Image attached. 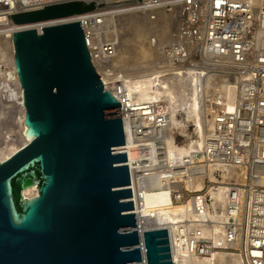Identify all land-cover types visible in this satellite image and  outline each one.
<instances>
[{"label": "built area", "instance_id": "2783aa9c", "mask_svg": "<svg viewBox=\"0 0 264 264\" xmlns=\"http://www.w3.org/2000/svg\"><path fill=\"white\" fill-rule=\"evenodd\" d=\"M15 1L18 9L0 11V74L15 31L82 20L92 61L121 101L130 132L116 151L127 153L140 234L144 195L165 187L172 197L168 209L188 206L162 227L173 264H203L218 250L233 252L241 264H264V0H100L92 11L27 26L8 14L67 0H30L25 7ZM128 16L142 18L152 32L157 56L145 74L154 87L193 77L202 130L183 108L173 112L166 95L139 100L131 90L140 78L119 59L120 19Z\"/></svg>", "mask_w": 264, "mask_h": 264}, {"label": "water", "instance_id": "95a60500", "mask_svg": "<svg viewBox=\"0 0 264 264\" xmlns=\"http://www.w3.org/2000/svg\"><path fill=\"white\" fill-rule=\"evenodd\" d=\"M99 1L8 16L27 26ZM13 43L27 142L0 158V264H173L167 228L137 229L127 153L116 151L126 141L121 101L102 82L82 20L23 28Z\"/></svg>", "mask_w": 264, "mask_h": 264}, {"label": "bare ground", "instance_id": "6f19581e", "mask_svg": "<svg viewBox=\"0 0 264 264\" xmlns=\"http://www.w3.org/2000/svg\"><path fill=\"white\" fill-rule=\"evenodd\" d=\"M0 1H2V0H0ZM17 1L19 4H22L23 7H25L26 4L30 0H17ZM13 7H14V9H13ZM6 9L8 11L18 9V6L16 5V1L10 0L6 3L5 2L0 3V11L6 10ZM128 21H129L128 26H130L129 29L131 30V31L129 30L130 32L126 31ZM136 21L139 23L142 22L147 27L145 20H143L142 18H140L138 16H128V17L120 19V28H121L120 53H119L120 54L119 55L120 60H122V58H125L127 56H130L129 58L133 59L138 54H141L142 56H148L149 55L148 50H146L143 47L144 44H142V43L144 41V35L142 34V31L140 32V30L137 29ZM3 27H5L4 23H0V29H1L0 34L2 32ZM6 51H7V49H6ZM3 54H6V52L5 53L3 52ZM4 56L7 57V54ZM13 56H14V50H13V48H11L10 49V55L8 58H6L7 63H5L6 69L4 70V75L6 76V78L8 80H11L12 82H14L15 85H17V92L19 94V97L16 100V102L18 103L19 112L16 113V115H15L16 119L15 120H17L18 124L22 125L23 132H21L17 136L18 138L16 137L17 139L5 137L2 140V143H4L6 146L14 144L17 140L21 141V139H23V143L27 142V138L24 135L25 109L23 106V94H22V88L19 86V77H18L16 68H15L14 62H13ZM150 61L151 60H146V61L145 60L144 61L139 60V62H136V63L140 66L144 63L147 65V63L149 64ZM138 76L140 79L138 81H136L135 83H133V85L131 86V90L139 93V96H138L139 100L152 99L153 97H157V95H166L167 98L171 100V103H172L171 106H172L173 112H175V110H176L175 102L178 101L182 105L184 104L183 109H184V111H186L188 118L192 117V119L194 118L196 120L200 117L199 116L200 115V111H199L200 108H199V104H198V101H199L198 89L196 87V82H194L193 77H190L191 80L188 78V79H186V81L185 80L179 81V83L174 81L172 85L164 84V87H154L150 76L148 77V74H142V75L138 74ZM189 86H190L191 90L193 87V90H192L193 92H191V93L189 92L191 94L190 97H189V94H186L187 92L185 91L186 90L185 88L183 90L181 89L183 87L188 88ZM230 93H229V97L232 99ZM199 103H200V101H199ZM125 106L126 105H124V108H125ZM186 114H185V116H186ZM200 119H201V117H200ZM203 119H204V115H203ZM190 121H192V120H190ZM193 122L197 126H199L200 130H202L204 128L203 120L201 121L200 124H197L195 121H193ZM173 125L177 128L180 127V123L176 119L173 120ZM125 130H126L125 131L126 132V138L129 141L130 132H129L127 126H126ZM170 140L171 139H168L169 151H170V154H173L174 148H173L172 142ZM15 148L10 149V151H9L10 155L18 149V147H17V149H15ZM183 153H186V151H179V154H183ZM10 155H5V156L8 157ZM0 158L4 159L1 155H0ZM153 185L160 186V182L155 181L153 183ZM25 194L27 196H30L32 194L35 195V194H37V188L36 187H30L25 191ZM171 201H172L171 193L165 187H162L158 190H153V191L147 192L144 195L142 207H139L137 209V214L139 215V217L141 219V228L143 230H148V229H151L154 227H160V226L164 227L166 223L170 222L171 219L175 218L172 214L177 215V213H179V212L183 213V212L187 211L188 206H182L179 208L175 207L174 209H168V208H170L169 205L171 204ZM155 206L157 207V210L152 209ZM223 253H225V252H215V253H213L212 258L210 257L209 259L207 258L205 260H207L208 263H210V264H241V261L238 258L236 260H233V261H229V260L224 259L225 257L223 256L224 255Z\"/></svg>", "mask_w": 264, "mask_h": 264}, {"label": "rangeland", "instance_id": "374dc122", "mask_svg": "<svg viewBox=\"0 0 264 264\" xmlns=\"http://www.w3.org/2000/svg\"><path fill=\"white\" fill-rule=\"evenodd\" d=\"M20 5H22V4H20ZM128 23H129V21L127 22V28L128 29L126 28V31L130 32L131 30L129 29L130 26H128ZM136 23H137V29H139L140 32L142 31V34L144 35V41H143L142 44H144L143 47L146 50H148V54L149 55L148 56H142L141 54H138V55L135 56V58H133L134 60L132 58H129L130 56H127L125 58H122L121 61H122V63H124V65L127 68L132 69V72L134 71L135 74H137V75L141 74L142 75V74H145V73L150 71L151 68H149V67L152 65V63H150L148 65H146L144 63V64L139 66L136 62H139V60L140 61L151 60L153 57L155 58L157 56V51H155L154 49L152 50L151 49V45L149 44V39H150V37L152 35V32H151L150 28L148 26L146 27V25L143 24L142 22L139 23V22L136 21ZM5 45H7V44H5ZM5 52L7 54V57L5 56V59H6L10 55L9 47H8L7 51L5 50ZM6 54H4V55H6ZM6 61H7V59H6ZM5 69L6 68H4L2 73L0 74V155L3 158H7V156H5V155H10L9 151H10L11 148H15L16 147L15 149H17V147H18V149H19L24 144L23 143V139H21V141L17 140L14 144H11V145H8V146H6L4 143H2V140L5 137H10V138L17 139L18 138L17 136L21 132H23L22 125L18 124L17 120H15L16 119L15 115H16V113L19 112L18 103L16 102V100L19 97V94L17 92V85H15L14 82H12L11 80H8L6 78V76L4 75V70ZM190 80H191V78H190ZM19 86H20V83H19ZM184 88L186 89L185 90L187 92L186 94H189V97H190V95H191L190 93L193 92L192 91L193 87H192V90H191L190 86L188 88L187 87H183L181 89L183 90ZM230 92H231V90L229 91V93ZM230 94H231V97H232V92ZM138 96H139V93H138ZM198 104H199V108H200V110H199L200 111V115L199 116L201 117V119L199 117L198 118L199 120L198 119L195 120L194 118H193L194 119L193 120L192 117L188 118V116L186 114V111H185V114H186V119L195 121L197 124H200L201 121L203 120V112H202V108H201V105H200L199 101H198ZM175 105H176V110L182 109L184 107V104L182 105L178 101L175 102ZM168 106H170V105H168ZM32 195H34V194H32ZM32 195H30V196H32ZM217 252H225V253H223L224 255L223 254L222 255L225 257L224 259L229 260V261H233V260H236L238 258L236 255H234L233 252H230V251L218 250ZM207 257L208 258H210V257L212 258V256H207ZM204 261L202 262L203 264H210V263H208L207 260L204 259Z\"/></svg>", "mask_w": 264, "mask_h": 264}]
</instances>
